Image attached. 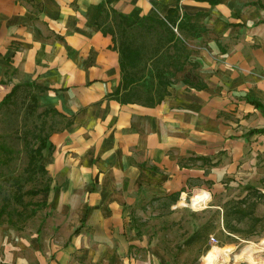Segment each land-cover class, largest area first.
<instances>
[{"label":"crops","instance_id":"0c3cea01","mask_svg":"<svg viewBox=\"0 0 264 264\" xmlns=\"http://www.w3.org/2000/svg\"><path fill=\"white\" fill-rule=\"evenodd\" d=\"M258 1L264 5L0 0V102L16 86L49 89L36 90L38 111H57L66 122L49 135L61 164L48 157L45 168L56 180L71 165L67 185L79 187L58 198L70 220L54 238L46 237L37 264H186L173 253L177 241L170 237L179 227L173 222L181 202L207 191L190 200L201 206L208 193L257 186L261 178L264 184V133L258 132L264 130V9ZM176 6L181 16L204 15L199 22L205 31L185 39L187 64L158 105L122 102L114 96L122 80L119 53L104 32L116 29L110 10L116 22L133 29L142 18L163 19ZM136 211L144 219L170 221L160 232L142 230Z\"/></svg>","mask_w":264,"mask_h":264},{"label":"rangeland","instance_id":"374dc122","mask_svg":"<svg viewBox=\"0 0 264 264\" xmlns=\"http://www.w3.org/2000/svg\"><path fill=\"white\" fill-rule=\"evenodd\" d=\"M113 21L116 26V20ZM160 36L164 37L165 33L161 27L154 24L149 29L135 32L137 43L147 52L155 49ZM34 91L36 90L32 88L20 89L9 103L0 107V208L6 206V213L0 222V261L27 264L34 260L37 264V261L42 259L46 237L54 238L63 223L66 224L70 220V212L64 208L67 213H61L57 207L58 198L69 190L73 193L79 190L77 186L67 185L68 181H72L73 174V168L69 164L66 165L67 170L60 174V177L57 176L56 180V175L51 176L49 172L44 174L27 171L30 148L37 149L41 137L58 131L66 122L60 115L41 114L37 102L32 98L36 94ZM50 143L48 140V145ZM48 157L50 162L55 161L56 166L61 164L62 158L56 149L50 153L46 148L40 164L45 166ZM54 157L57 159H53ZM54 181H57L56 185ZM258 185L242 189L235 187L229 193L222 192L216 196H210L208 193V199L201 206H194L190 200L207 191L196 192L183 200L179 207L182 210L179 213V221L173 222V226L179 227L170 230L171 241H177L176 250L173 251L175 255L178 254L177 258H183L186 264H205L203 257L213 246H227L233 248L234 252L226 264H249L247 261L236 262L235 256L250 245L255 246L256 250L264 248V245H261L264 241L263 178ZM46 186H50L49 192L35 197L25 195L22 204L14 199L20 187L24 193ZM154 219L156 218L144 219L142 214L136 211L134 221L142 230L147 226L158 227L157 232L166 229L164 225L170 221L166 218ZM192 231H196L193 240L190 239ZM150 236H154L152 230ZM211 237L215 238L217 243H213ZM165 239L168 240V234ZM254 257L264 264V252L257 253Z\"/></svg>","mask_w":264,"mask_h":264},{"label":"trees","instance_id":"16d2710c","mask_svg":"<svg viewBox=\"0 0 264 264\" xmlns=\"http://www.w3.org/2000/svg\"><path fill=\"white\" fill-rule=\"evenodd\" d=\"M195 1L207 2L210 5H217L219 3V0ZM254 4L264 9V5L260 1ZM103 12L107 14L106 9ZM110 12L114 14L113 20H117L115 11L111 9ZM203 16V14H197L196 17H190L186 13H183L181 16L179 6H176L170 8L163 19H155L152 17L142 18L133 29L124 28L120 22L116 23L115 30L112 28L106 29L104 32L113 36L114 47L119 53V66L122 73L121 83L114 93V96L116 98L118 97L122 102L142 104L146 107H154L161 103L164 97L168 95V86L173 84L176 74L188 62L187 56L189 51L184 46L185 39L188 37H197L205 31V28L199 22ZM152 24L161 27L165 36H160L156 41L155 49L147 52L137 43L135 32L145 28L149 29ZM175 29H177L179 34H176ZM190 78L191 74H188L184 81L190 84ZM23 88H32L40 92L49 90L35 85L16 86L3 98L0 102V107L9 103L16 93ZM32 98L37 102L36 94ZM252 103L256 107L263 109L255 100H252ZM41 114L61 115L54 110H45ZM258 132L264 133V130ZM48 140L49 136L41 137L38 141L40 144L39 147L37 149L30 148L27 171L47 173L45 166L40 163L43 158V151L48 148L51 153L53 150L52 146L50 144L48 145ZM21 190L20 187L19 192L14 197L15 201L19 204L23 203L25 195L35 197L41 193H47L50 191V186L31 189L24 193ZM5 213L6 206L3 205L0 208V222ZM78 231L79 229L75 233H78ZM194 238L195 234L190 239L193 240Z\"/></svg>","mask_w":264,"mask_h":264},{"label":"bare ground","instance_id":"6f19581e","mask_svg":"<svg viewBox=\"0 0 264 264\" xmlns=\"http://www.w3.org/2000/svg\"><path fill=\"white\" fill-rule=\"evenodd\" d=\"M194 206L199 205L198 200H194L192 203ZM264 245V241L261 243ZM234 252V249L231 247H217L213 246L203 257L205 264H223L229 263L230 256ZM264 252V248L262 250H256L255 246H248L247 249L242 251L240 254L235 256L236 262L247 261L249 264H263L259 263L257 257H254L257 253Z\"/></svg>","mask_w":264,"mask_h":264},{"label":"built area","instance_id":"2783aa9c","mask_svg":"<svg viewBox=\"0 0 264 264\" xmlns=\"http://www.w3.org/2000/svg\"><path fill=\"white\" fill-rule=\"evenodd\" d=\"M211 241H212L213 243H217V240H216L215 238H213V237H211Z\"/></svg>","mask_w":264,"mask_h":264}]
</instances>
